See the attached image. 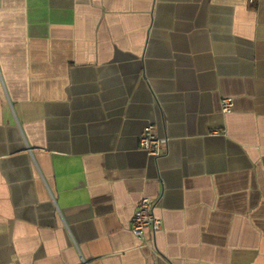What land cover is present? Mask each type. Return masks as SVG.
Segmentation results:
<instances>
[{
  "label": "crops",
  "instance_id": "crops-1",
  "mask_svg": "<svg viewBox=\"0 0 264 264\" xmlns=\"http://www.w3.org/2000/svg\"><path fill=\"white\" fill-rule=\"evenodd\" d=\"M0 264H264V0H0Z\"/></svg>",
  "mask_w": 264,
  "mask_h": 264
},
{
  "label": "built area",
  "instance_id": "built-area-1",
  "mask_svg": "<svg viewBox=\"0 0 264 264\" xmlns=\"http://www.w3.org/2000/svg\"><path fill=\"white\" fill-rule=\"evenodd\" d=\"M256 0H248L252 3ZM233 100L230 97H223L219 101V108L222 113L231 112ZM162 140L156 136L152 127L146 125L137 139V146L140 150L153 157L161 152ZM154 202L147 197H141L136 203L135 210L129 220L130 232L140 240L146 237V231L155 233L160 229V220L154 216L152 210Z\"/></svg>",
  "mask_w": 264,
  "mask_h": 264
}]
</instances>
